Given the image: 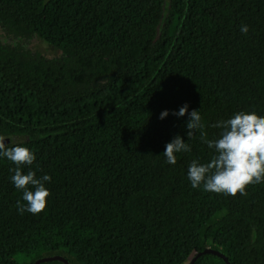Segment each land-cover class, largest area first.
<instances>
[{
	"label": "trees",
	"instance_id": "1",
	"mask_svg": "<svg viewBox=\"0 0 264 264\" xmlns=\"http://www.w3.org/2000/svg\"><path fill=\"white\" fill-rule=\"evenodd\" d=\"M0 30L17 40L0 35V136L36 154L22 170L52 193L21 214L0 156V264H190L208 247L193 264H264V183L193 188L190 163L215 149L187 135L193 110L209 140L264 115V0H0ZM177 135L191 151L170 164Z\"/></svg>",
	"mask_w": 264,
	"mask_h": 264
},
{
	"label": "clouds",
	"instance_id": "2",
	"mask_svg": "<svg viewBox=\"0 0 264 264\" xmlns=\"http://www.w3.org/2000/svg\"><path fill=\"white\" fill-rule=\"evenodd\" d=\"M241 32L247 34L249 28L242 25ZM188 112V106L181 107L178 116ZM168 115L165 110L161 113V119ZM187 123L189 140L197 131L201 140L210 149H215V154L210 162L200 163L193 160L188 169V178L193 188L201 185L205 191L223 193L235 196L247 195V188L251 185L264 183V115L255 111L237 112L230 119L213 124L214 128H221L218 139H207V133L203 131L204 124L200 111L193 110ZM5 137L0 136V156L7 158L16 167L10 169L14 174L11 182L18 190H22V200L17 201V209L23 214L25 211L38 215L46 210L51 190L45 186V182L51 181L48 174L37 178L35 171L29 169L25 174L22 166H31L36 161V154L28 147L16 144L7 146ZM191 146L177 135L167 143L163 155L170 164L177 162L176 153L190 152Z\"/></svg>",
	"mask_w": 264,
	"mask_h": 264
},
{
	"label": "rangeland",
	"instance_id": "3",
	"mask_svg": "<svg viewBox=\"0 0 264 264\" xmlns=\"http://www.w3.org/2000/svg\"><path fill=\"white\" fill-rule=\"evenodd\" d=\"M0 35H1V37L6 39L7 41L17 43V40L15 38H11V37L6 36L1 30H0ZM35 38H37V37H35ZM33 40H35V39H33ZM25 44L28 45L29 47L38 49V50H40V51H42L48 55H51V56H56L59 54V50L57 48H55L54 46H51L49 43H47L45 40H42L41 38H37L35 41L25 42ZM52 248L59 250V249H63L64 247L54 246Z\"/></svg>",
	"mask_w": 264,
	"mask_h": 264
},
{
	"label": "water",
	"instance_id": "4",
	"mask_svg": "<svg viewBox=\"0 0 264 264\" xmlns=\"http://www.w3.org/2000/svg\"><path fill=\"white\" fill-rule=\"evenodd\" d=\"M10 140H11L10 138H6V139H5V143L8 142V141H10ZM206 253H215V254L220 255V252H219V251H217V250H215V249H213V248H209V247H208V248H205V249H203V250H201V251L196 252V254H195V256L192 258L190 264H193L199 256H201V255H203V254H206ZM54 259H60V260H62V261H64V262H67L66 259H65L63 256H53V257L41 258V259L35 261L34 264H40V263L43 262V261L54 260ZM68 264H69V263H68Z\"/></svg>",
	"mask_w": 264,
	"mask_h": 264
}]
</instances>
